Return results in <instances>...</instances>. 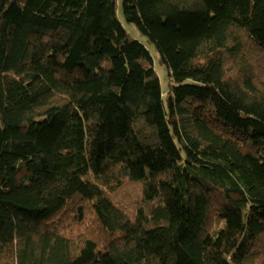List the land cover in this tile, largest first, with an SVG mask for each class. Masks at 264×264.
Returning <instances> with one entry per match:
<instances>
[{
    "label": "trees",
    "instance_id": "1",
    "mask_svg": "<svg viewBox=\"0 0 264 264\" xmlns=\"http://www.w3.org/2000/svg\"><path fill=\"white\" fill-rule=\"evenodd\" d=\"M121 8L0 0V264H264V0Z\"/></svg>",
    "mask_w": 264,
    "mask_h": 264
},
{
    "label": "rangeland",
    "instance_id": "2",
    "mask_svg": "<svg viewBox=\"0 0 264 264\" xmlns=\"http://www.w3.org/2000/svg\"><path fill=\"white\" fill-rule=\"evenodd\" d=\"M116 3H117V17L121 21L122 26L127 31L129 36L134 40H138L143 43H146L145 38L142 37L137 32L136 28L132 24H128L123 20L121 0H116ZM147 47L153 59L154 68H155L156 74L160 82L161 90L165 94L167 91V86H168L167 70L165 66L158 61L157 54L154 52L153 47H151L149 44ZM112 198L115 201H119L120 203H123L127 211H132L133 208L135 207V204L138 201V191L136 187L128 185V183H125L124 186L120 190H118L116 193L112 195Z\"/></svg>",
    "mask_w": 264,
    "mask_h": 264
}]
</instances>
